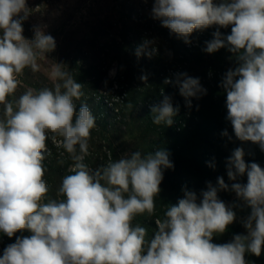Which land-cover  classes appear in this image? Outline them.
<instances>
[{"label": "clouds", "instance_id": "1", "mask_svg": "<svg viewBox=\"0 0 264 264\" xmlns=\"http://www.w3.org/2000/svg\"><path fill=\"white\" fill-rule=\"evenodd\" d=\"M28 14L27 0H0V232L10 238L18 231L31 233L5 247L0 264H248L246 253L259 257L264 249V169L246 164L242 148L227 162L230 186L218 177L199 199L184 189L183 198L155 220L149 239L147 229L132 221L137 214H154L162 170L174 166L169 153L138 150L90 168L84 160L96 117L87 103L77 111L74 101L83 96V85L62 64L52 66L53 88H28L9 99L19 75L26 68L38 71V59L56 47L40 28L32 39L23 35ZM152 16L185 43L196 30L231 26L227 36L215 31L203 50L212 54L227 48L234 54L238 66L225 73L220 85L227 119L238 140L264 151V0H154ZM152 43L146 39L138 46L137 57L155 55V48L149 50ZM175 83L188 107L191 98L206 94L199 78L187 73H177ZM161 95L163 100L151 108L152 122L171 126L179 109L170 96ZM49 139L74 162L57 191L63 199L47 198L43 161L51 155ZM245 175L246 183L237 182ZM229 190L250 208L243 220L247 234L213 243L214 235L225 233L236 219L232 207L218 197Z\"/></svg>", "mask_w": 264, "mask_h": 264}, {"label": "rangeland", "instance_id": "2", "mask_svg": "<svg viewBox=\"0 0 264 264\" xmlns=\"http://www.w3.org/2000/svg\"><path fill=\"white\" fill-rule=\"evenodd\" d=\"M153 4L154 0H27L29 14L22 24L23 35L32 39L34 30L40 28L55 39L56 47L38 59V71L26 68L19 75L16 93L9 97L17 99L28 88H53L52 66L62 64L63 70L83 85V96L74 101L77 111L81 103H87L96 117L89 140L90 154L84 160L90 168L138 150L142 154L161 149L169 153L174 166L162 170L154 214H137L132 221L133 226L147 229L149 239L156 231L155 220L163 219L167 207L183 198L184 189L195 192L199 199L209 182L217 184L218 177L229 186L233 183L227 176V162L236 148L244 150L246 164L255 162L264 169V151L258 144L238 140L227 119L226 93L220 85L225 73L238 66L234 54L227 48L212 54L202 52L215 31L227 36L231 26L196 30L189 37L190 43H185L153 18ZM146 39L153 42L149 50L155 48L156 54L137 57L136 49ZM177 73L199 78L206 89V94L191 98V107L179 93ZM143 75L146 81L141 80ZM166 78L172 83L165 84ZM162 91L179 109L171 126L152 122L151 108L163 100ZM224 131L228 136L223 135ZM47 144L51 151L43 161L44 179L49 186L47 198L63 199L57 197V191L62 178L72 174L74 162L50 139ZM237 182L246 183L247 176L239 177ZM218 197L236 213L225 233L213 237V243L223 244L236 234H247L243 220L250 208L233 191H220ZM30 235L23 230L10 238L0 232V256L17 237ZM245 259L248 264H264V249L259 257L246 253Z\"/></svg>", "mask_w": 264, "mask_h": 264}, {"label": "trees", "instance_id": "3", "mask_svg": "<svg viewBox=\"0 0 264 264\" xmlns=\"http://www.w3.org/2000/svg\"><path fill=\"white\" fill-rule=\"evenodd\" d=\"M202 52H203L204 54L206 53L204 50H203ZM202 52H201V53H202ZM158 89H159V88H158Z\"/></svg>", "mask_w": 264, "mask_h": 264}]
</instances>
